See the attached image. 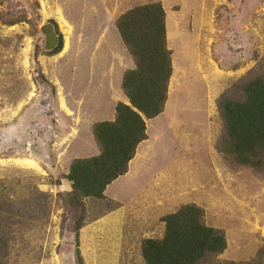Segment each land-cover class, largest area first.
I'll list each match as a JSON object with an SVG mask.
<instances>
[{
    "label": "rangeland",
    "instance_id": "obj_1",
    "mask_svg": "<svg viewBox=\"0 0 264 264\" xmlns=\"http://www.w3.org/2000/svg\"><path fill=\"white\" fill-rule=\"evenodd\" d=\"M152 2L165 9L173 59L165 109L146 121L131 176L113 183L105 200L79 205L70 164L99 154L93 124L129 103L121 83L135 63L116 20ZM51 20L64 36L55 55ZM255 75H264V0H0L8 264H76L78 222L85 264H146L142 241L161 238L163 217L187 203L203 207L206 224L226 235L213 264L250 263L264 247V171L232 166L219 151L225 124L217 101L238 96L234 86Z\"/></svg>",
    "mask_w": 264,
    "mask_h": 264
},
{
    "label": "trees",
    "instance_id": "obj_2",
    "mask_svg": "<svg viewBox=\"0 0 264 264\" xmlns=\"http://www.w3.org/2000/svg\"><path fill=\"white\" fill-rule=\"evenodd\" d=\"M51 23L56 39L50 54L55 55L63 50L64 36L58 23ZM116 27L135 63L124 73L121 83L129 103L116 105L113 120L93 124L99 154L73 159L70 164L66 177L79 205L86 198H107L108 186L128 173L139 145L148 139L146 121L159 116L168 100L174 68L163 5L152 2L135 6L117 18ZM234 91L239 95L224 93L217 101L225 124L219 151L232 166L264 171V75L236 84ZM5 219L10 218L0 219V264H8L13 237ZM163 221V236L141 243L146 264H213L210 260L227 249L224 231L206 224L204 208L195 203L181 205ZM82 227L78 222L75 229L76 264H85L80 249ZM226 264H264V247L250 263Z\"/></svg>",
    "mask_w": 264,
    "mask_h": 264
},
{
    "label": "crops",
    "instance_id": "obj_3",
    "mask_svg": "<svg viewBox=\"0 0 264 264\" xmlns=\"http://www.w3.org/2000/svg\"><path fill=\"white\" fill-rule=\"evenodd\" d=\"M115 112H116V110L112 113V116H111V118H110L109 120H113V119L115 118ZM141 144H142V143H141ZM141 144H140V145H141ZM140 145H139V146H140ZM138 150H139V147H138ZM138 150H137V152H138ZM136 154H137V153H136ZM136 156H137V155H136ZM136 156H135V158H136ZM135 158H134V159H135ZM134 159H133V160H134ZM133 160L130 162V166H129V171H128V173L125 174V175H123V176H121V177H119L117 180H119V179L122 178V177H128V176H131V174H132V172H133V169H131V168H132ZM117 180H116V181H117ZM116 181H114L113 183H115ZM113 183H112V184H113ZM112 184H110V185L108 186V188H107L105 194H107V192H108L109 189H110L109 187H110ZM111 228H116V224H113V225L111 226ZM111 228H110V229H111Z\"/></svg>",
    "mask_w": 264,
    "mask_h": 264
}]
</instances>
